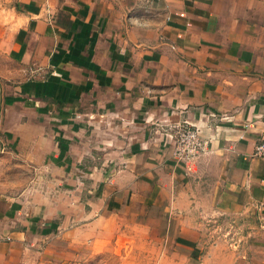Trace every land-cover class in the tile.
Returning <instances> with one entry per match:
<instances>
[{
	"label": "crops",
	"instance_id": "1",
	"mask_svg": "<svg viewBox=\"0 0 264 264\" xmlns=\"http://www.w3.org/2000/svg\"><path fill=\"white\" fill-rule=\"evenodd\" d=\"M0 52L28 75L0 87V157L50 171L37 186L76 174L48 204L0 196V264L94 254L111 216L150 219L166 264L190 262L203 219H257L258 254L216 242L196 264H264V0H0ZM185 123L204 150L179 161Z\"/></svg>",
	"mask_w": 264,
	"mask_h": 264
},
{
	"label": "rangeland",
	"instance_id": "2",
	"mask_svg": "<svg viewBox=\"0 0 264 264\" xmlns=\"http://www.w3.org/2000/svg\"><path fill=\"white\" fill-rule=\"evenodd\" d=\"M28 75L25 73H18L17 65L13 63L7 56L0 52V87L1 85L10 84L24 80ZM2 144V143H1ZM4 144L0 147L6 150L7 147ZM5 148V149H4ZM0 157V196H18L23 190L25 193L33 194V191L43 189L45 193V202L48 204L49 200H53L54 190L61 191V194L69 196V192L73 186L65 184V178L70 179L75 177L76 174L64 175L62 177V185L60 187L53 186L51 183L37 186L32 182L35 177L49 178L51 176L50 171H37L32 169L27 164L14 163V160L6 155ZM57 172V171H56ZM29 182V184H27ZM26 184V185H25ZM71 197V196H70ZM66 198V197H64ZM68 198V197H67ZM63 209L65 212H69L70 205H73V200L62 199ZM127 209H130L128 207ZM132 214V208L130 209ZM68 215V214H67ZM66 215V216H67ZM127 215V214H125ZM64 218V215L63 217ZM64 220V219H63ZM204 226H202L201 238L199 242V248L193 251V257L188 264H196L200 259H196L198 256H202L209 252L207 249L210 245L216 247V242L219 244V249L213 250L217 253L223 251H234L236 256L238 255H252L258 254L256 251L251 250L250 247L258 244L257 241L261 240V233L255 229L259 227L257 219H251L246 225L243 226L242 222L237 219L230 218H211L201 220ZM105 225L102 230H105V235L108 237V243L103 249L97 248L96 253H81L75 259L71 257L69 248L62 247L57 259L47 260L43 262L39 258V255L34 254L30 259L29 264H166L164 256V246L166 238L164 235L151 233L149 230L150 219L135 218L134 216L117 217L111 216L109 224ZM253 227V228H249ZM66 239H62L60 242H65ZM52 239H46L40 242L37 246L38 250H42L49 244H53ZM68 243V242H67ZM222 247V248H221ZM223 248H228L223 250ZM245 251V252H244ZM42 252V251H40ZM173 252V251H171ZM215 252V253H216ZM244 252V253H243ZM43 258V259H45ZM230 258V256H228Z\"/></svg>",
	"mask_w": 264,
	"mask_h": 264
},
{
	"label": "built area",
	"instance_id": "3",
	"mask_svg": "<svg viewBox=\"0 0 264 264\" xmlns=\"http://www.w3.org/2000/svg\"><path fill=\"white\" fill-rule=\"evenodd\" d=\"M203 150L204 144L199 138L197 130L187 123L179 126L174 142L173 156L179 161H190L199 156ZM253 155L258 158H264V131L254 148Z\"/></svg>",
	"mask_w": 264,
	"mask_h": 264
}]
</instances>
